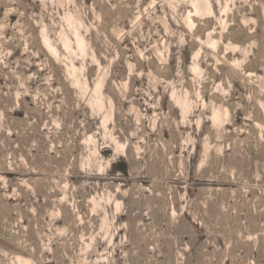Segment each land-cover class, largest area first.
Listing matches in <instances>:
<instances>
[{"label": "rangeland", "instance_id": "obj_1", "mask_svg": "<svg viewBox=\"0 0 264 264\" xmlns=\"http://www.w3.org/2000/svg\"><path fill=\"white\" fill-rule=\"evenodd\" d=\"M0 264H264V0H0Z\"/></svg>", "mask_w": 264, "mask_h": 264}]
</instances>
